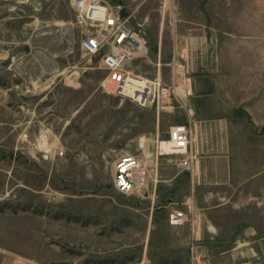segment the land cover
<instances>
[{
  "label": "rangeland",
  "instance_id": "1",
  "mask_svg": "<svg viewBox=\"0 0 264 264\" xmlns=\"http://www.w3.org/2000/svg\"><path fill=\"white\" fill-rule=\"evenodd\" d=\"M110 3L147 38L130 69L176 84L158 104L113 91L70 0H0V264H264V0ZM182 121L194 174L156 154ZM125 153L152 196L115 189Z\"/></svg>",
  "mask_w": 264,
  "mask_h": 264
},
{
  "label": "built area",
  "instance_id": "2",
  "mask_svg": "<svg viewBox=\"0 0 264 264\" xmlns=\"http://www.w3.org/2000/svg\"><path fill=\"white\" fill-rule=\"evenodd\" d=\"M112 0H70L73 20L83 31L81 44L90 53L101 55V62L106 69V81L113 91L127 96L139 105L159 103L163 96H170L176 90V84L163 82L159 76L145 77L130 69L133 60L145 56L147 38L122 17L111 5ZM173 64H176L172 60ZM160 64V61H157ZM183 92H190L187 79L181 85ZM45 136L40 139L45 143ZM193 130L186 122H176L168 130L167 153L176 155L175 163L190 174L196 170V152L192 148ZM161 141L156 142V154L166 153L161 148ZM59 154L63 150L58 151ZM147 177V168L141 159L125 153L117 157L114 163L113 185L121 193H131L141 186ZM186 220L185 212L173 208L168 213V221L180 225ZM195 230V227L193 228ZM17 264H38L31 259H21Z\"/></svg>",
  "mask_w": 264,
  "mask_h": 264
},
{
  "label": "crops",
  "instance_id": "3",
  "mask_svg": "<svg viewBox=\"0 0 264 264\" xmlns=\"http://www.w3.org/2000/svg\"><path fill=\"white\" fill-rule=\"evenodd\" d=\"M182 122H184V121H182ZM190 126L192 127L193 135H195V133H197V131L201 129V126L198 125L196 122H194L193 124H190ZM192 148H193V150L197 154V151L200 149V142L195 139L192 142ZM151 163H152L151 158L150 159L149 158H146V160H145V166L147 167V177H146V180H145V182L141 186L137 187L136 190H135L137 192L140 191V190H142V192H144V190H145V191H147V194L149 196H152L153 195V181H152L153 179H152V176H151L152 175V172H151V169L148 168V166L151 165ZM197 163H198V161L196 160V169L198 168Z\"/></svg>",
  "mask_w": 264,
  "mask_h": 264
},
{
  "label": "bare ground",
  "instance_id": "4",
  "mask_svg": "<svg viewBox=\"0 0 264 264\" xmlns=\"http://www.w3.org/2000/svg\"><path fill=\"white\" fill-rule=\"evenodd\" d=\"M161 148H162L163 150H165L166 153L168 152V150H169V142L167 141V139H163V140L161 141Z\"/></svg>",
  "mask_w": 264,
  "mask_h": 264
}]
</instances>
